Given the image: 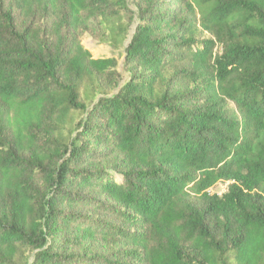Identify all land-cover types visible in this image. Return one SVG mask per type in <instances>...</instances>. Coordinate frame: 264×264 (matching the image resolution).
<instances>
[{
    "label": "trees",
    "instance_id": "1",
    "mask_svg": "<svg viewBox=\"0 0 264 264\" xmlns=\"http://www.w3.org/2000/svg\"><path fill=\"white\" fill-rule=\"evenodd\" d=\"M0 264H264V0H0Z\"/></svg>",
    "mask_w": 264,
    "mask_h": 264
},
{
    "label": "rangeland",
    "instance_id": "2",
    "mask_svg": "<svg viewBox=\"0 0 264 264\" xmlns=\"http://www.w3.org/2000/svg\"><path fill=\"white\" fill-rule=\"evenodd\" d=\"M180 6L172 7L170 10L178 11ZM93 31L86 32L81 36L82 44L92 53V55L96 58L98 57H115L119 61V71L122 73V81L125 80L128 76L123 70V63H124V48H113L107 41L103 40V31L100 27L96 26L95 22H92ZM133 30L128 36L127 41L124 43V46L127 45L128 41L131 38ZM228 183L220 182L216 184L212 188L213 193H218L219 195L223 194L227 190Z\"/></svg>",
    "mask_w": 264,
    "mask_h": 264
}]
</instances>
